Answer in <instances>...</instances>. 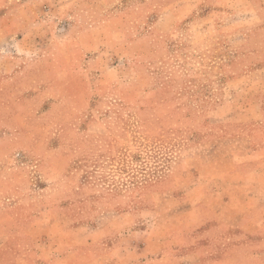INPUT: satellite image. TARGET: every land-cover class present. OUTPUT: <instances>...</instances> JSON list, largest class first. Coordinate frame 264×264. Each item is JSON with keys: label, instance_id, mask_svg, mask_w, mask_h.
I'll use <instances>...</instances> for the list:
<instances>
[{"label": "rangeland", "instance_id": "1", "mask_svg": "<svg viewBox=\"0 0 264 264\" xmlns=\"http://www.w3.org/2000/svg\"><path fill=\"white\" fill-rule=\"evenodd\" d=\"M259 164L264 0H0V264L125 260Z\"/></svg>", "mask_w": 264, "mask_h": 264}, {"label": "crops", "instance_id": "2", "mask_svg": "<svg viewBox=\"0 0 264 264\" xmlns=\"http://www.w3.org/2000/svg\"><path fill=\"white\" fill-rule=\"evenodd\" d=\"M244 168L235 165L229 174L239 194H224L222 212L213 210L190 229L144 227L133 234L135 247L127 259L120 257L117 244L113 264H264V168L251 166L250 178L242 175ZM213 232L223 235V241L214 239Z\"/></svg>", "mask_w": 264, "mask_h": 264}]
</instances>
